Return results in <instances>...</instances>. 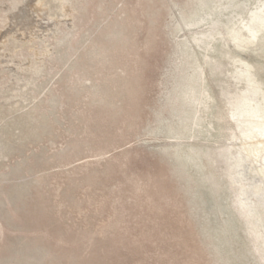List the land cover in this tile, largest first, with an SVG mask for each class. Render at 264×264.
<instances>
[{
  "label": "rangeland",
  "instance_id": "rangeland-1",
  "mask_svg": "<svg viewBox=\"0 0 264 264\" xmlns=\"http://www.w3.org/2000/svg\"><path fill=\"white\" fill-rule=\"evenodd\" d=\"M0 264H264V0H0Z\"/></svg>",
  "mask_w": 264,
  "mask_h": 264
}]
</instances>
